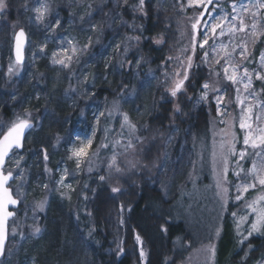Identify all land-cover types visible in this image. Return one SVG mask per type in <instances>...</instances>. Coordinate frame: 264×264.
Returning <instances> with one entry per match:
<instances>
[{"label": "rangeland", "instance_id": "obj_1", "mask_svg": "<svg viewBox=\"0 0 264 264\" xmlns=\"http://www.w3.org/2000/svg\"><path fill=\"white\" fill-rule=\"evenodd\" d=\"M48 2L53 9L48 19L54 23L55 19L58 18L61 24L54 31H48L43 25H40V27L35 25L26 33L25 61L21 65L25 70V77H27V86H24L27 88V92L24 94V98L29 102L32 96L38 97L40 103L36 108L22 106L18 110L24 112L27 109L33 113L34 109H37L43 113V118L46 119L48 127L52 128L54 126V128L43 135L41 140L35 142L34 134L39 123L32 121L33 127L25 137L23 147L19 151H13L10 154L11 159L7 158L6 160L5 171L11 169L14 177H17L19 173L23 174L22 181L15 178L9 184L12 187L13 196L20 201L15 211L19 210L21 215L19 220L13 218L9 222V228L15 227L17 234L13 235L9 232L13 237L6 243L5 253L0 260V264H39L37 257H40V254H37L36 246L32 241L42 239L47 233V225H38L39 216L36 215L37 210L34 211V206L39 197L66 199L65 203L67 205L64 209H61L60 221L58 222L60 223L63 220L68 225V215L72 213L75 197H92L95 193L94 187L88 192L86 190L82 192L81 176L91 153L103 144L102 136H104V133L103 130L101 131L100 120L102 116H100V113L105 112L106 96L108 94L115 95L116 89L115 85L112 86L110 83L111 78L116 76L119 79L120 76L118 69L121 65L122 54L115 51V45L123 40L125 34L119 20L117 19L113 23L112 17L120 13L124 19V8L127 7H117L120 0H97L98 5H96V0H48ZM256 2L257 0H214L203 12L204 6H198L195 2L190 6L189 0H152L151 9L153 13L162 11L179 15L180 22L176 20V25L179 26L180 24L179 30L181 36H183V44L171 54L173 59L164 62L161 67L156 65L142 67L141 56H138L137 60H140V64L137 66V60L133 62L134 64L130 69V83L126 88L122 87L123 95L117 100L120 111L127 113L126 108L128 107L129 110H132L131 122L142 127L145 120L150 116L154 101L169 98L173 106L178 103L176 97L182 92L174 98L166 88L170 86L173 74L176 71H183L181 61H184V66H186L187 56H192V67L188 73L190 75L191 70L196 67V58L198 57L197 59L200 58V61H202L205 50H208L212 56L216 55V53L211 52L212 46H215L219 51L221 44L229 45V51H231V46L242 39L248 42L251 56L249 60L243 62V67H247L253 73L252 90L257 95L250 96L249 92L243 90L242 84L238 85L240 92L237 93V86L226 81L221 75L220 79L227 85L222 89L225 99L220 105L221 111L225 112V115L218 116L217 104L214 98L216 94L209 92L208 99L198 103L201 94L200 88L191 100L188 112L184 108H180L178 124H173L167 135L164 134L163 141H161L163 156L161 159L159 158L156 169H153L154 172L149 177L151 188L161 191L167 201H175V209L173 208V212L177 215L175 221L180 222L182 227L189 231L191 235L189 236V242L194 244L192 247L193 258L195 257L196 262L199 264L205 263L202 257L208 253L206 251L209 245L206 241L207 238L217 236L216 230L219 229L220 231L221 220L226 213V210L221 207L222 201L220 196L217 195L219 190L216 188V180L213 176L212 153L214 145L218 151L221 141L224 139L231 140L232 133H235L237 138L236 149L240 150L243 147L244 132L239 128L242 106L237 100V95L244 100V107L254 106L253 118L259 115L262 117L261 123H264V91H261L264 89V81L255 79V72L262 71L259 56L261 52H264V36H261L253 44L252 40L254 38L250 36V29L245 33H228L231 24L239 26V21H234L232 17L239 16L244 19L245 24L251 25L254 22L251 15L253 12L257 13L255 22L258 24V30L264 28V8L258 9L255 7ZM234 3L237 4L236 11H233L232 8ZM240 5L246 6L250 11L245 12L239 7ZM105 13L109 15L105 16ZM202 13L203 15H201ZM225 15L227 20L223 22V26L227 34L211 38L210 27L217 22L214 17ZM32 16H25V21ZM81 17L84 19L81 20ZM198 19L200 23L194 33L192 24L196 23ZM102 22H106L102 33L91 30V25L99 26ZM108 24L112 26L108 27ZM218 32L219 30H217ZM205 33H208L209 43L205 45L204 49H201L199 42L205 38ZM186 34L187 37H185ZM194 34L196 35L197 47L193 55L192 37ZM97 36H99L98 43L95 42ZM89 37L93 38V42L89 48L84 49L83 46L88 43ZM68 40L73 42L77 52L73 55L69 67L66 68L60 64H54L52 54L58 52L62 46L70 48L67 43ZM41 47H43L42 52L40 51ZM185 49L187 51H184ZM238 51L239 49H237ZM68 54L72 55L71 51ZM220 55H223V52ZM44 57L50 70L47 69L43 72L36 71L33 68L31 70L28 64L32 61L38 62ZM237 58L236 54H233V59ZM221 64H223V61H221ZM203 65L209 70L208 65L204 63ZM214 67L219 69L220 66L214 65ZM106 70L108 71L107 76H103L99 80L98 78L102 77L103 72ZM165 73L168 74L169 78V84L167 85L165 84ZM38 79L46 84L42 89L36 87L37 83L38 85L42 84ZM118 79H116L115 84L118 83ZM100 82H103L101 87H99ZM24 87H18L17 90H14L17 98L23 96ZM96 88H104V93L95 96ZM228 92H231L233 104L230 108L226 105ZM55 96L66 103L68 113L64 117L55 115L56 113L52 111L51 104ZM3 102V99L0 98V104ZM112 103L111 100L109 102L111 109L113 108ZM209 103H212L215 107L216 125L219 126L217 134L211 136L210 141L206 140L205 142L200 137L196 146H194L196 126L191 114L201 108L207 111ZM78 110H82L83 114L72 123L69 115ZM117 115L119 118L116 121L112 136L122 130L123 118L120 113H117ZM97 117H99V122H97ZM222 120L224 123H221ZM56 125L60 128L55 129ZM57 136L60 137L59 140L56 139ZM88 139L92 140L89 157L81 158L80 168H77V158L73 155V150L79 148L82 143L86 144ZM57 148H59L58 151ZM44 150L47 152V160L44 159ZM17 159H19V167L15 164ZM242 163L245 168L250 167L251 156ZM46 168L51 171H45ZM64 169H68L64 185H71V189L57 183L60 177L64 175ZM234 170H236L235 164L230 163L227 179L231 183L224 186L230 189L227 194V203L233 205L237 203L239 205L238 219L239 215H243L245 212V201L253 199L260 189L250 190L249 193L245 194L244 200L237 202L235 200L236 189L232 186L237 179L233 175ZM44 184H48L47 190L43 187ZM64 219L67 221H64ZM228 224L231 233L224 235L222 230L220 240L223 248L226 245L229 247L233 240V244H236L234 250H236V240L239 241V239H236V224ZM34 225L40 227L41 231L39 233H33L32 227ZM48 225L52 226L53 224ZM73 225L75 224L73 223ZM75 226V229L72 226L70 246L65 247L66 250L62 248L63 251L59 249L58 256L61 257L63 264H102L104 259L102 254L94 247L85 244L78 226ZM21 228L27 229L23 236L19 234ZM223 228L228 230V227L223 226ZM60 231L61 233L64 232V230ZM65 244L66 242H64ZM103 253L106 257L109 255L106 250ZM219 264L230 263L222 260ZM234 264L245 263L236 262ZM249 264H264V254L253 259Z\"/></svg>", "mask_w": 264, "mask_h": 264}, {"label": "trees", "instance_id": "obj_2", "mask_svg": "<svg viewBox=\"0 0 264 264\" xmlns=\"http://www.w3.org/2000/svg\"><path fill=\"white\" fill-rule=\"evenodd\" d=\"M6 2L7 8L0 14V98L4 101L0 104V121L5 124L14 120L16 115L23 114L18 110L19 107L36 108L40 103L39 98L34 96L30 98L29 102L25 100L24 94L27 92V88L24 87L27 86L25 70L21 65L14 63L11 57V39L15 30L12 25L18 22L17 28L24 27L25 32L28 33L36 24L30 20L25 21V16L34 15L31 11H25V6L31 9L34 5L32 0H6ZM151 2L152 0H145L144 11L147 15L139 12L133 13L130 8H124V20L129 23L134 21L137 26L142 25V32L139 27L133 32L132 29L123 26V33L125 35H140L141 43L133 44L129 47L127 54L121 55L120 63L131 61V64L124 63L123 67L120 65L118 69L119 79L114 76L110 80L111 85H115L116 91L115 95L108 94L106 96L105 115L100 120L101 131L103 130L104 133L102 136L103 144H107L108 147H100L97 155L89 157L81 176L82 192L85 190L88 192L94 187L95 193L87 199L75 197L72 213L68 215V225L63 220L58 222L60 221L61 209L67 205L66 199L61 200L56 197H39L37 199L38 201L47 200L44 210L37 209L36 213L39 216L38 225H47V233L42 239L32 241L36 246L37 254H40V257H37L39 264H63L61 257L58 256L59 249L61 251L66 250L65 247L71 243L72 230L73 227L76 228L75 225L78 226L85 244L94 247L102 254L104 257L102 264H199L195 257L193 258L192 247L194 244L189 242V236H191L189 231L184 229L180 222L175 221L177 217L173 212L175 201H167L161 191L151 188L149 177L163 156L161 141L173 127V124H178L179 111H175V107L179 105V110L184 108L188 112L191 100L200 89V85L210 78L209 70L197 57L196 67L191 70L185 86L186 91H182L176 97L178 103L173 106L169 98L154 101L150 116L143 124H146L147 128L137 126L138 132L135 135L143 137V142L137 143L134 150L125 148L128 139L131 138L135 142L134 136L130 135L127 126L112 136L119 117L116 112H113L112 116H108V112L112 110L109 102L111 100L117 101L122 97V87H127L130 83V69L134 64L133 62L139 58L138 56L143 57L142 67L154 65L161 67L164 62L169 61L167 58L171 57L174 50L183 44V36L179 30L180 24L179 26L176 25V20L180 22L179 15L162 11L153 13ZM96 5H98L97 0ZM157 38H162L163 42L155 43ZM46 64L44 57L38 62L32 61L28 66L31 70L33 68L43 72L47 69L50 70ZM10 65L13 68L12 73L8 71ZM51 70L53 71V69ZM107 74L108 71L106 70L98 79H102ZM98 79L96 78V80ZM116 79H118L117 84H115ZM211 79L214 82L216 80L214 76ZM39 80L42 84L38 85L37 83L36 87L42 89L46 84L41 79ZM101 86H103V82L99 83V87ZM219 86L222 89L227 87L221 79H219ZM18 87L25 88L23 96L19 98L14 94V90ZM103 93L104 88H96L95 96H100ZM226 105L229 108L233 105L231 92L227 93ZM51 107L52 111L56 113L55 115L64 117L68 113L65 101L59 97L55 96ZM214 108V105L209 103L207 111L201 108L191 114L196 126L194 146L200 137L205 142L206 140L210 141L211 136H216L219 126L216 125ZM126 109L131 120L132 110H129L128 107ZM82 114V110L74 111L69 115V118L74 123ZM31 119L34 123H39L34 134L35 142L41 140L43 135L54 128V126L48 127L46 119L43 118V113L37 109H34ZM56 128L59 129L60 126L56 125ZM105 129H108L107 133ZM116 141H120V143H116ZM58 150L59 148H57ZM113 154L116 155L117 164L124 170L122 173H116L114 169L109 170L108 168V163ZM132 163L137 166L132 168ZM101 175L108 177V179L100 181L99 176ZM114 186L120 187L122 191L113 194L111 187ZM121 204L124 206L122 212L120 210ZM233 212L239 213V205L227 203L226 213L221 220L220 234L222 230L224 235L231 233L228 223L235 224L237 219H232L231 213ZM15 213L14 219L18 218L19 220L21 215L19 210ZM121 220H123L122 224ZM64 221L67 220L64 219ZM51 223L54 226L48 225ZM162 225L167 229L166 232L161 230ZM223 226L228 227V230ZM20 230V233L24 235L27 229L21 228ZM60 230H64V232L61 233ZM137 234L142 243L136 241ZM220 234L207 238L206 241L209 245L215 244L216 252L213 259L209 258V253L205 254L202 257L205 260L204 264H219L222 260L229 261L230 264L236 262L249 264L253 259L264 254V232L253 234L243 244L236 240V250H234L236 244H233V240L229 247L226 245L223 248ZM12 237L9 234L7 241ZM236 239L239 238L236 236ZM64 242H66L65 245ZM62 248L64 249L62 250ZM119 248H123V252L120 254H118ZM141 248L145 253L143 260L140 258ZM105 250L109 252L107 257L103 255ZM57 261L59 262L57 263Z\"/></svg>", "mask_w": 264, "mask_h": 264}, {"label": "snow or ice", "instance_id": "obj_3", "mask_svg": "<svg viewBox=\"0 0 264 264\" xmlns=\"http://www.w3.org/2000/svg\"><path fill=\"white\" fill-rule=\"evenodd\" d=\"M195 2L198 6L210 5L213 3V0H189V5ZM34 7L29 9L25 6V11H31L34 15L29 18L30 21L35 22L36 25H43L45 29L48 31H54L61 24V21L57 18L53 23L52 20L48 19L52 14V6L48 2V0H32ZM145 0H120L117 7H128L133 13L139 12L143 15H147L144 11ZM255 7L264 8V0H257ZM91 7V5H89ZM245 12H249L250 9L244 5H240ZM7 8L6 0H0V14H2ZM233 11H236L237 4L232 5ZM108 13H105V16H108ZM203 15V13L201 14ZM251 15L254 18V22L251 25H247L244 22V19L239 16H234L232 19L239 21V26L236 24H231L228 28V33H245L250 31V36L254 39L252 40L253 44L257 39H260L261 36H264V28H260L258 30V24L255 22V17L257 13L253 12ZM84 18L81 17V20ZM119 20L121 26H127L132 29L133 32L139 30L142 32V25L137 26L135 22L129 23L122 18L120 13H117L112 17V22L115 23ZM217 20L216 23L212 24L210 27L211 38H216L217 36H224L227 33L224 30L223 22L227 20V16L222 17H214ZM47 21V22H46ZM106 22H102L99 26L93 24L91 25V30L100 33L104 30V24ZM200 23L199 19L196 23L192 24V29H197L198 24ZM18 22L13 24V29H16ZM111 27V24L107 25ZM217 30L219 32L217 33ZM205 38L199 42V47L201 49L205 48V45L209 43L208 33L204 34ZM15 37V62L17 65L23 63V47L24 43L27 39L26 32L24 27H19L18 31H14ZM192 54H195L197 41L196 35L194 34L192 37ZM93 42V38H88V43H86L83 47L87 49L91 46ZM99 42V36L96 37V41ZM157 44L163 42L162 38H157L154 41ZM70 48L61 47L58 52H53V63L60 64L63 67H69L70 62L73 59V55L77 52L76 46L73 44L71 40H68ZM141 43L140 35H125L123 40L115 45V51L120 54H127L129 51V47L133 44L138 45ZM237 49L239 51L237 52ZM40 51H43V47H41ZM69 51H71L72 55H69ZM184 51H187L185 49ZM211 52L216 53L215 56H212L208 50L204 51L202 62L209 66V76L210 78L206 80L204 83L200 85L201 94L199 96V101H206L209 96V92L215 93V100L217 104V115L223 116L225 112L221 111L220 105L223 103L225 97L222 88L219 86V79L221 75L226 81L231 82L232 85L237 86V93L240 92V88L238 85H243V90L245 92H249L250 96H255L257 93L252 90V80L253 73L249 71L247 67H243V62L249 60L251 56V52L248 48V42L246 40H241L238 43H235L231 46V51H229V45L221 44L219 46V51L215 46H212ZM223 52V55L220 53ZM233 54H236L237 59H233ZM141 60L143 57L140 58ZM168 60L173 59L172 57H168ZM223 61V64H221ZM251 62V61H249ZM124 63L131 64V61H122L121 67H123ZM137 66L140 64V60L136 61ZM259 63L262 71L255 72V79L264 81V52H261L259 56ZM214 65L220 66L219 69L214 67ZM181 66L183 67V71H176L171 78L170 86L166 88L169 94L172 97H176L178 93L182 91H186L185 82L189 79V70L192 67V56H187V64L184 66V61H181ZM9 73L13 72V68L10 65L8 69ZM215 77V82L211 79V77ZM165 84H169L168 74L165 73ZM126 87V86H124ZM261 91H264L262 89ZM237 100L239 104L242 106L241 115L239 117V128L244 132L243 135V147L240 150L236 149L237 138L235 133H232V139L227 140L224 139L219 144V150L215 149L212 153L213 160V176L216 180V188L219 190L217 195L220 196L222 204L221 207L223 210H226L227 206V194L230 191L229 187H225L224 185H228L231 182L228 181V172L230 163L235 164L236 170L233 171V175L237 178L235 184L232 186L236 189L235 200L237 202L244 200L245 194L249 193L250 190L260 189L259 193L254 196L251 200H246L244 203L245 212L243 215H239V218L235 220L236 224V234L239 237V242L243 244L246 240H248L254 233H262L264 232V123H261L262 117L257 115L254 117L253 114V105H248L244 107V100L240 99L239 95H237ZM175 111H179V105H177L174 109ZM113 112L120 113L123 117V123L121 124V129L125 126L129 129L130 135L134 136L135 142L133 139H128L127 144L125 145L126 149H135L137 143L143 142V137L135 135L138 132L137 125L131 122L128 114L126 112H121L119 107V102H113V108L108 112V116H112ZM105 113L101 112L100 116H104ZM32 113L29 110H25L23 114L16 115L15 119L5 124L3 121H0V256H3L5 253V243L8 239L9 232L13 235L17 234V229L15 227L9 228L8 221L10 218H14L16 213L14 210H9V206H16L20 203V201L13 197L12 187L9 185V181L19 178L21 181L23 180V174L19 173L17 177H14L13 171L11 169L5 171V163L6 158L11 159L10 153H13L14 149H19L23 147V139L24 133L26 129L32 128ZM97 122H99V117H97ZM221 123H224L222 120ZM255 125V127H254ZM143 128H147V125H143ZM108 129H105L107 133ZM123 134V133H122ZM57 140L60 139L59 136L56 137ZM79 139V137H77ZM116 143H120V141H116ZM92 140L88 139L87 143H82L79 148L73 150V155L77 158L76 167L80 168V159L89 157V149L91 148ZM100 147H108L107 144H101ZM99 152V148L93 153L92 156L97 155ZM251 156L250 167L245 168L243 163L248 160ZM47 152L44 150V159L47 160ZM234 158V159H230ZM22 159V157H20ZM15 164L19 167V159L15 160ZM137 165L135 163L131 164L132 168H135ZM109 170H115L116 173H122L124 170L117 164L116 155L113 154L110 162L108 163ZM45 171H51L50 169H45ZM91 171V169H89ZM68 174V169H64V175L60 177V180L57 182L60 185H64V180L66 179ZM108 177L101 175L99 176L100 181H106ZM71 189V185H64ZM43 187L47 190L48 184H44ZM74 191V189H72ZM122 189L120 187L114 186L111 187V192L113 194L121 192ZM70 198V197H69ZM87 199V196L84 197ZM47 204V200H41L36 202L34 206L35 210L43 211L45 205ZM121 212L124 210L123 204L120 205ZM90 215V213H89ZM231 215L234 218L238 217V212H233ZM251 217V219H250ZM123 220H121V224ZM161 230L166 232L167 229L162 225ZM33 233H39L41 231L39 226L32 227ZM23 235V233H19ZM91 235V233H89ZM219 229L216 230V235L219 236ZM138 243H142L140 236L137 234L135 237ZM206 251L210 254V259L215 257V244H210L207 246ZM123 252V248L118 249V254ZM140 258L143 260L145 258V253L141 248Z\"/></svg>", "mask_w": 264, "mask_h": 264}, {"label": "water", "instance_id": "obj_4", "mask_svg": "<svg viewBox=\"0 0 264 264\" xmlns=\"http://www.w3.org/2000/svg\"><path fill=\"white\" fill-rule=\"evenodd\" d=\"M214 1V0H213ZM209 7V5H204V7H203V12H205V10L207 9ZM19 30V28L16 30V31H18ZM25 48H26V41H25V43H24V47H23V62H24V55H25ZM11 56H12V59H13V61L15 62V37H14V33H13V35H12V42H11ZM16 63V62H15ZM33 124V123H32ZM32 128H29V129H26L25 130V133H24V139H25V137L28 135V133L30 132V130H31ZM24 139H23V143H24ZM14 150H17V151H19V150H21V148H19V149H14ZM11 154V153H10ZM9 154V155H10ZM6 160H7V158H6ZM6 164V163H5ZM5 167V166H4ZM12 181V180H11ZM11 181H9V184H10V182ZM14 197V196H13ZM15 198V197H14ZM17 199V198H16ZM18 206H19V204L18 205H16V206H9V210H16L17 208H18ZM11 219L12 218H10L9 219V221H8V225H9V222L11 221ZM6 243H7V241H6ZM6 243H5V246H6ZM2 258V256H0V259Z\"/></svg>", "mask_w": 264, "mask_h": 264}]
</instances>
